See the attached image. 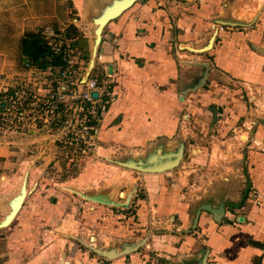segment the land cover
I'll use <instances>...</instances> for the list:
<instances>
[{
    "label": "crops",
    "instance_id": "0c3cea01",
    "mask_svg": "<svg viewBox=\"0 0 264 264\" xmlns=\"http://www.w3.org/2000/svg\"><path fill=\"white\" fill-rule=\"evenodd\" d=\"M229 2L137 0L106 24L98 51L102 59L95 60L92 73L111 82L114 98L97 129L98 152L114 150L132 155L126 161L155 163L168 158L165 156L172 149L167 146L172 143L180 144L189 137H225L234 118L244 116L247 92L237 83L247 86L264 78V20L258 16L252 25L234 24L240 21L229 13ZM223 14L230 16L224 18ZM221 19L226 24L223 30L219 29ZM69 22L79 32L73 36L74 42L89 64L91 36L80 35L76 19ZM215 32L212 47L203 49ZM23 71L22 67L15 76ZM221 115L224 118L220 119ZM188 123H195V130L184 132ZM252 139L253 144L242 147L245 181L241 194L220 198L219 205L199 210L172 196L166 183L151 177L159 173L143 177L139 183L143 189L140 193L134 190L130 202L136 201V214L143 224L151 225L146 241L151 248V264H198L208 249V264H264V135ZM199 150L203 152L205 147ZM175 151L183 152L181 164L185 149L178 146ZM137 153L148 154L135 159ZM41 184L37 179L32 186ZM26 186H31L28 180ZM253 188L259 192V202L250 197ZM21 210L10 225L0 227L3 264H9V259H21L17 264L37 262L26 259L30 243L20 236L28 232L26 220L31 213L26 211L19 217ZM218 211H222L220 220ZM156 223L160 226L155 228ZM132 252L113 259L96 258L90 264H149L140 260L139 252Z\"/></svg>",
    "mask_w": 264,
    "mask_h": 264
},
{
    "label": "rangeland",
    "instance_id": "374dc122",
    "mask_svg": "<svg viewBox=\"0 0 264 264\" xmlns=\"http://www.w3.org/2000/svg\"><path fill=\"white\" fill-rule=\"evenodd\" d=\"M109 1L0 0V87L6 77H15L23 67L19 55L26 33L64 28L76 36L79 32L69 22L74 18L80 24V35L87 33L92 40L95 24L91 16L98 14V7ZM229 3V13L238 21L252 25L258 16L264 20V0H230ZM249 84L237 83L247 92L243 101L247 110L240 120L234 118L225 137L204 140L183 137L180 144L167 146L172 151L165 157L177 155L175 150L179 146L185 149V158L174 171L151 174V177L166 183L172 196L201 210L207 205H219L220 198L241 194L245 181L241 169L245 162L242 147L245 143L253 144V136L260 139L264 135V78L261 83ZM193 125L188 123L183 131L194 129ZM1 128L6 129L2 125ZM24 129L23 136L0 132V154L7 153L0 155V222L12 211L13 203L22 195L23 182L28 180L31 186L27 189L33 191L27 195L19 214L20 217L26 211L31 213L26 220L28 232L20 236L22 241L30 243L26 259L36 260L34 264H90L93 259L105 257L100 252L120 253L124 247L136 244L140 245L136 250L140 260L151 264V248L146 242L151 236V225L148 222L144 225L136 214V201L122 204L130 191L140 193L143 186L139 183L149 173L114 162L136 163L125 160L132 155L96 149L69 153L60 145L56 134L37 129L36 134L30 135L29 128ZM201 146L205 147L203 152L199 150ZM195 148V153L190 152ZM137 154L135 159L145 158L148 153ZM37 179L42 184L32 186ZM36 195L38 198L33 199ZM85 195L102 196L111 203L102 206ZM91 205L97 208L91 209ZM159 226L153 224L155 228ZM31 254L35 256L31 258ZM26 259L22 258V262ZM9 260V264H17L21 259Z\"/></svg>",
    "mask_w": 264,
    "mask_h": 264
},
{
    "label": "built area",
    "instance_id": "2783aa9c",
    "mask_svg": "<svg viewBox=\"0 0 264 264\" xmlns=\"http://www.w3.org/2000/svg\"><path fill=\"white\" fill-rule=\"evenodd\" d=\"M224 28L221 25L219 29ZM40 34L52 54L60 58V64L41 69L25 62L22 75L3 80L0 132L23 136L24 128L28 127L30 135L39 130L56 134L60 145L69 153L97 149V129L109 101L114 98L109 88L111 82L93 75L94 68L84 79L89 64L66 29L48 28ZM96 59L101 60L102 56L98 54ZM94 92L97 97L93 96ZM250 197L259 202L256 189H250Z\"/></svg>",
    "mask_w": 264,
    "mask_h": 264
},
{
    "label": "water",
    "instance_id": "95a60500",
    "mask_svg": "<svg viewBox=\"0 0 264 264\" xmlns=\"http://www.w3.org/2000/svg\"><path fill=\"white\" fill-rule=\"evenodd\" d=\"M137 0H111L109 2H107L106 4H104L102 7H98V9H100L98 14H94L91 16L92 21L95 24V28L93 29V33L95 35V37H93L92 39V51H91V58H90V62L88 65V70L84 75V79L87 78L90 74V72L92 71V69L94 68L95 65V60L99 51V46L101 44L102 41V32L104 27L106 26V24L118 17L123 11H125L127 8H129L131 5H133ZM218 23H225L224 19H221ZM236 23H241L243 24V22H235ZM222 25H226V24H222ZM217 32H215V34L212 36V39L209 43L208 46H206L203 49H209L212 47L215 38H216ZM206 76V75H205ZM97 93H93L94 97H97ZM183 158V152L180 151L177 153V155H175L173 158L170 159H165L159 162H155V163H151V162H147V163H141V162H119L120 165L130 168V169H134L137 171H141V172H145V173H162L165 171H169V170H173L174 168L178 167L180 164L181 159ZM27 186H26V181L23 182L22 185V190L21 193L22 195L19 196L15 202L12 205V208L9 212V214L4 218L3 221L0 222V227H7L8 225L11 224V222L14 220V218L17 216V214L19 213V211L21 210L25 199L27 197L28 194H30L33 190H28ZM23 191V192H22ZM133 193H130L128 196V199L125 203H122L123 205H127L132 197ZM85 197L89 200L92 201H99L102 203H111L109 202L108 199L102 197V196H89V195H85ZM217 215V220H220L221 218H219L220 216L222 217V211H218L216 212ZM140 247V245H136L134 244L131 247H124L123 251L120 253H116V252H107V253H102L100 252L102 255H104L107 258L113 259L115 257H118L120 255H124L126 253H130L132 251H136L138 248ZM208 255H209V249L206 251L205 255L203 256V258L200 260V262L198 264H208Z\"/></svg>",
    "mask_w": 264,
    "mask_h": 264
},
{
    "label": "trees",
    "instance_id": "16d2710c",
    "mask_svg": "<svg viewBox=\"0 0 264 264\" xmlns=\"http://www.w3.org/2000/svg\"><path fill=\"white\" fill-rule=\"evenodd\" d=\"M19 59L41 69L60 64V58L52 54L41 34L35 32H28L22 38Z\"/></svg>",
    "mask_w": 264,
    "mask_h": 264
}]
</instances>
